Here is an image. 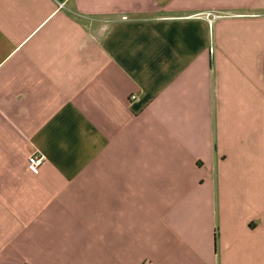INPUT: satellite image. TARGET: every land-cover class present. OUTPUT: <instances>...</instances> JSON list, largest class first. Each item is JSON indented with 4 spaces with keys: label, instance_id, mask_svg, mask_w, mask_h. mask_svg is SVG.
Segmentation results:
<instances>
[{
    "label": "crops",
    "instance_id": "1",
    "mask_svg": "<svg viewBox=\"0 0 264 264\" xmlns=\"http://www.w3.org/2000/svg\"><path fill=\"white\" fill-rule=\"evenodd\" d=\"M0 264H264V0H0Z\"/></svg>",
    "mask_w": 264,
    "mask_h": 264
},
{
    "label": "built area",
    "instance_id": "2",
    "mask_svg": "<svg viewBox=\"0 0 264 264\" xmlns=\"http://www.w3.org/2000/svg\"><path fill=\"white\" fill-rule=\"evenodd\" d=\"M32 152L27 156L26 169L29 174L37 175L45 159L42 154L37 153V149L31 145Z\"/></svg>",
    "mask_w": 264,
    "mask_h": 264
}]
</instances>
